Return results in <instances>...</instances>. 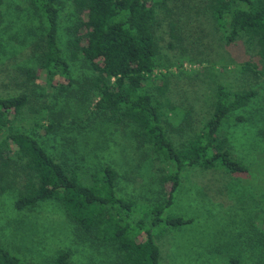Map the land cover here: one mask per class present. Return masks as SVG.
Returning <instances> with one entry per match:
<instances>
[{
	"label": "trees",
	"instance_id": "obj_1",
	"mask_svg": "<svg viewBox=\"0 0 264 264\" xmlns=\"http://www.w3.org/2000/svg\"><path fill=\"white\" fill-rule=\"evenodd\" d=\"M25 2L35 23L33 31L29 30L34 35L33 65L18 68L25 76L22 82L27 90L7 95L0 93V169L9 165L10 156L4 155L6 152H12L13 158L24 162L25 181L18 190L15 208L23 210L40 201L56 200L75 223L77 234L113 242L120 253V264H160L153 226L162 222L176 228L191 222L182 217H162L163 210L172 202L184 168H219L229 173L253 175L246 163L231 156L227 137L222 136L221 130L227 119H246L233 117V114L245 109L258 91L234 90L229 84H218L209 103V116L197 130L190 123L192 108L180 110L167 96L169 78L184 73L169 70L179 67L191 51V46L187 48L182 43L185 21L176 11L193 9L195 14H209L223 32L222 41L226 45L242 39L249 49L256 50L264 64V0H72L70 10L73 9V14L66 13L67 17H63L65 0ZM65 19L69 22L66 26L62 22ZM63 29H66L65 42ZM166 33L169 40L163 47L161 41ZM173 49H178L182 55L178 62L163 56L166 50ZM252 65L240 63L239 69L255 72L253 67L256 66ZM36 68L44 74L46 84L53 88L57 101L64 95L67 98L68 93L82 96L91 92L88 101H95L94 108L86 105V120L97 114L104 115L113 124L125 123L140 142L151 146L152 153L167 164V170L163 168L166 173L159 176L157 182L159 201L146 216L134 217L137 202L116 196V172L110 164L101 162L97 169L89 171L66 153L55 154L47 149V142L42 139L55 137L57 128L66 122L62 119L51 121L45 126V135L38 134L39 127L43 126L38 121L56 112L50 103L31 109L36 121L30 127L17 126L23 121L26 106L33 107L29 102L28 83L34 84ZM59 77L67 82L54 83ZM157 81L161 83L156 84ZM179 110L182 112L179 119L172 122L171 116L180 114ZM174 130L181 136H188L178 146L171 137ZM190 131L193 133L189 137L187 132ZM53 146L58 147L57 144ZM1 180L2 177L0 184ZM167 183L170 189L166 193ZM130 209L131 227L121 224L122 219L130 215ZM257 232L260 240L253 262L264 264V227ZM108 233L112 235L109 237ZM247 234H244L246 238ZM253 241L256 240L250 242ZM70 255L68 249L63 250L49 264H69ZM230 262L237 264L238 259ZM0 264L28 263L0 246Z\"/></svg>",
	"mask_w": 264,
	"mask_h": 264
},
{
	"label": "rangeland",
	"instance_id": "obj_2",
	"mask_svg": "<svg viewBox=\"0 0 264 264\" xmlns=\"http://www.w3.org/2000/svg\"><path fill=\"white\" fill-rule=\"evenodd\" d=\"M70 5L72 0H65L63 17H67L66 13L73 14ZM176 12L185 21L182 43L187 48L191 46V51L187 54L189 58L184 57L179 67L169 70L184 73L169 78L167 96L180 110L192 108L190 123L197 130L209 116V103L218 84H229L234 90L258 91L245 109L233 114V117L246 119H227L221 130L222 136L227 137L231 156L246 163L253 175L229 173L219 168H184L180 184L172 194V202L163 210L162 217H182L191 222L176 228L167 227L162 222L153 226L155 243L160 251L159 261L160 264H231V259L237 258V264H254L253 255L260 240L257 230L264 227V64L256 50L249 49L242 39L226 45L222 41L223 32L209 14H195L193 9H178ZM62 22L65 25L67 19ZM34 25L25 0H0L2 95L27 90L22 82L25 76L18 68L33 65L34 35L29 30L33 31ZM62 38L65 42L66 29H63ZM168 40L166 33L161 45ZM163 56L171 62L182 58L178 49L166 50ZM191 57L194 58L190 61ZM247 62L256 66L253 67L255 72L251 69L240 71V63ZM44 78L42 71L37 69L34 84L28 83L31 90L29 102L33 107L28 109L29 105L26 106L23 121L17 126L30 127L36 121L31 109L50 103L56 112L46 114V118L38 121L43 125L38 134L45 135V126L51 121L62 119L66 122L57 128L55 137L42 139L47 142V149L55 154L66 153L89 171L97 169L101 162L110 164L116 172V196L126 201L134 199L138 207L133 216H146L152 205L159 201L157 182L159 176L166 173L163 168L167 170V164L152 153L151 146L140 142L125 123L113 124L104 115L97 114L86 120V105L89 109L94 108L95 101H88L91 92L76 96L67 91L68 97L64 95L57 101L53 88ZM61 82L67 81L59 77L54 83ZM181 113L176 118L171 116V121L176 122ZM167 127L170 130L169 125ZM187 133L190 137L193 131ZM171 137L177 146L188 138L175 130ZM55 144L57 148H54ZM4 155L10 157L9 165L0 169V246L28 264H49L57 253L67 249L71 253L69 264H120V253L114 243L103 241L102 237L98 240L77 234L75 223L66 216L58 201L44 200L17 210L14 203L25 181L24 162L13 158L12 152ZM169 189L170 184H165L164 191L167 193ZM129 214L121 224L131 227V209ZM145 218L149 223L150 217ZM246 229L252 234H247ZM252 239L256 241L250 242Z\"/></svg>",
	"mask_w": 264,
	"mask_h": 264
}]
</instances>
